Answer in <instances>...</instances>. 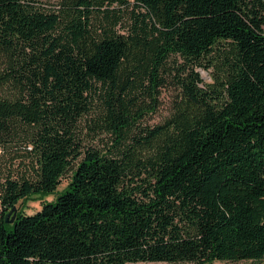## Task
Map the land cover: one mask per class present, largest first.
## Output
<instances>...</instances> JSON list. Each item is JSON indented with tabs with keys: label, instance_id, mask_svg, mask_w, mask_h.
Masks as SVG:
<instances>
[{
	"label": "trees",
	"instance_id": "1",
	"mask_svg": "<svg viewBox=\"0 0 264 264\" xmlns=\"http://www.w3.org/2000/svg\"><path fill=\"white\" fill-rule=\"evenodd\" d=\"M37 2L0 0V148L25 161L0 264L264 261V0ZM176 60L183 98L151 128Z\"/></svg>",
	"mask_w": 264,
	"mask_h": 264
},
{
	"label": "rangeland",
	"instance_id": "2",
	"mask_svg": "<svg viewBox=\"0 0 264 264\" xmlns=\"http://www.w3.org/2000/svg\"><path fill=\"white\" fill-rule=\"evenodd\" d=\"M60 0H38L37 5H41L46 9L54 8L59 4ZM133 2V0H131ZM119 9L118 4L111 6V9ZM126 8H122L124 10ZM132 11L142 12L140 9L136 8L132 3L128 11L126 12L125 23L127 24L130 13ZM183 64L182 60H176V62H171L168 66V71L165 75V84L160 89V96L157 103V108L155 111L147 113L145 115L144 123L151 128H154L158 125H162L166 120H168L176 110L177 105L183 98L181 85L178 83V77L180 79H185L191 69L186 70L185 72H179L177 68ZM197 71L201 74L203 83L200 84V87L206 88L207 84H213L214 76L216 74V68L210 67L209 69L198 68ZM91 121L88 120L83 124L84 132H88L89 125ZM87 146H99L96 142L92 144V139L87 137ZM103 146V145H100ZM22 150H8L3 151L0 148V184L5 183L6 179L14 174V178H20L21 174L25 172V161L23 158H17V156H22ZM72 178V173H69L66 177L63 178L61 185L58 190L48 196L33 195L28 199L19 202L16 205L17 214L23 213L25 215H33L42 209L43 203H50L56 200V198L63 194L64 190L69 185ZM2 205L0 202V215L2 214ZM9 212H6L8 214ZM132 264H188V263H132ZM214 264H264V261H241V262H215Z\"/></svg>",
	"mask_w": 264,
	"mask_h": 264
},
{
	"label": "water",
	"instance_id": "3",
	"mask_svg": "<svg viewBox=\"0 0 264 264\" xmlns=\"http://www.w3.org/2000/svg\"><path fill=\"white\" fill-rule=\"evenodd\" d=\"M16 212H17V208L14 207L6 216V222L13 224L16 218ZM12 217V219H11Z\"/></svg>",
	"mask_w": 264,
	"mask_h": 264
}]
</instances>
